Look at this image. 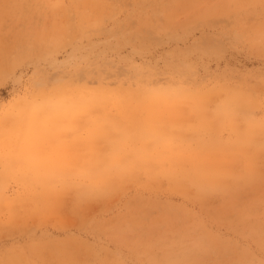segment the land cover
I'll return each instance as SVG.
<instances>
[{"label":"rangeland","instance_id":"obj_1","mask_svg":"<svg viewBox=\"0 0 264 264\" xmlns=\"http://www.w3.org/2000/svg\"><path fill=\"white\" fill-rule=\"evenodd\" d=\"M14 1L0 0V264H264V132L246 119L264 122V0H116L85 35L74 11L57 33L71 0ZM103 84L125 99L89 107ZM182 84L255 104L214 108L218 90L206 106H144L125 92ZM111 145L123 168L88 194L90 155ZM247 154L254 169L233 189L199 188L206 156L222 171Z\"/></svg>","mask_w":264,"mask_h":264},{"label":"bare ground","instance_id":"obj_2","mask_svg":"<svg viewBox=\"0 0 264 264\" xmlns=\"http://www.w3.org/2000/svg\"><path fill=\"white\" fill-rule=\"evenodd\" d=\"M40 3L47 2V0H37ZM144 0H131L133 4H140ZM157 2L159 0H151ZM191 2H196L199 0H190ZM153 2V3H154ZM113 3H116V0H71L70 8L63 10L62 12H58L57 14L65 15L66 17L60 19L58 23V31L57 33L63 32V28H69L71 26V19L67 15L69 12L74 11L75 13V24L77 26V34L85 35L86 32H90V30H96L100 27V19L105 16L112 15L114 12ZM168 0L165 2L162 1L161 4H152L153 8H158L162 5L163 8L166 7ZM225 3L231 4L238 9L245 2L241 0H225ZM224 3V4H225ZM19 2L15 0L12 6L17 7ZM11 7V5H7ZM6 6V7H7ZM226 9L222 7H218L214 11H210L207 13L214 14L216 16H220V14H225L224 11ZM67 13V14H66ZM206 13V14H207ZM228 14V13H226ZM237 11H233L231 15H236ZM124 25L118 24L114 31H119L122 29ZM142 76L140 74H134L133 79L138 80ZM77 89H83L86 85L79 83L76 84ZM146 86V85H145ZM147 89L136 88L135 90H126V93H130L131 95L128 98L133 99L140 105L144 106H161V104H166L168 106H177V105H186V106H206L211 102V96L215 94L218 90H224L229 94L222 99L218 103L215 104L214 108H229V109H242V108H251L255 104L254 98L236 87L224 85L222 87L215 88L214 90H190L186 85H178L175 87H166L163 89H158L156 87H149ZM87 105L89 107L96 106H107L115 103H119L120 100H124L125 97L119 96V88L110 89L107 88L106 85H102L99 88L88 90ZM139 93L144 94L141 99H137L135 94ZM60 94V93H58ZM113 94V95H112ZM66 97H55L56 103L66 100ZM70 98V97H69ZM68 100H71V98ZM49 101L48 98H46ZM145 100L144 102H142ZM54 101V100H51ZM72 101V100H71ZM140 101V102H139ZM73 102V101H72ZM74 103V102H73ZM247 121L251 124L258 123V126H263L258 129L261 132H264V122H256L251 115L248 113L246 117ZM238 132L239 129L235 127ZM258 130L254 129L252 125L248 126L245 133L241 134L242 131H239L237 137L232 142L237 152H248L247 143L255 138ZM253 142V141H252ZM112 146V145H111ZM249 146V145H248ZM261 147L264 149V140L261 142ZM117 147L112 146L106 153L96 154L93 153L90 155V161L88 164L87 173L92 175L93 180L91 183L86 185L85 192L90 194L98 190L99 186L112 182V177L110 179V171L113 167H120L122 162L119 160V157L116 154ZM245 157V164L242 168L237 170V166H233L230 168L222 169V171L216 170V158L211 160V156H206L204 160H202V167L197 175V183L199 188L203 192L207 191H227L233 189L237 185V182L248 176V174L252 173L254 166L253 157L254 155L247 154ZM121 162V163H120ZM123 168V165H122ZM229 177L230 179H228ZM258 228V224H253L252 227ZM264 234H261L263 236ZM264 237V236H263ZM228 264H242V263H233L230 262Z\"/></svg>","mask_w":264,"mask_h":264}]
</instances>
